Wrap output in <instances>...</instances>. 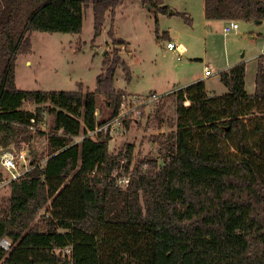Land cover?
Returning <instances> with one entry per match:
<instances>
[{"label": "trees", "instance_id": "1", "mask_svg": "<svg viewBox=\"0 0 264 264\" xmlns=\"http://www.w3.org/2000/svg\"><path fill=\"white\" fill-rule=\"evenodd\" d=\"M119 1L0 0V147L44 143L28 156L31 167L8 183L0 264H264V53L252 93L240 63L219 72L222 95H208L203 80L163 95L161 103L172 96L175 129L162 164L150 158L143 167L132 166L131 144L109 151L108 134L71 144L102 123L98 96L114 117L128 95L114 86L117 67L126 81L131 71L121 55L125 41L111 28L93 91L81 83L74 91L17 88L14 59L31 51L32 30L80 32L90 6L95 39ZM141 2L156 24L158 14H169L164 0ZM203 7L210 20H264V0H204ZM25 102L36 106L25 109ZM46 113L53 115L48 129ZM116 176L129 181L119 185ZM43 209V223H35Z\"/></svg>", "mask_w": 264, "mask_h": 264}, {"label": "rangeland", "instance_id": "2", "mask_svg": "<svg viewBox=\"0 0 264 264\" xmlns=\"http://www.w3.org/2000/svg\"><path fill=\"white\" fill-rule=\"evenodd\" d=\"M170 1L176 6L188 8L186 15L190 22L183 16L169 12L158 14L156 24L154 13L141 0H120L113 19L109 12L105 14L102 32L95 39L90 6L83 11L80 32L32 30L31 51L18 53L14 59L17 88L74 91L78 83H81L83 89L93 91L96 76L102 67L103 54L110 46L111 37L108 31L111 28L114 37L125 41V45L120 47L121 55L131 71L129 81H126L121 66L117 67L115 73V88L128 93L125 109H129L128 101L131 102L135 95H160L167 92L164 93L166 95L173 92L191 78L203 74L205 65L213 71L203 80L206 93L222 95L227 92V88L221 82L218 70L237 59L242 60L245 66V90L252 93L257 57L264 52V20L258 23L254 20L238 19L236 22L239 29L224 34L223 27L229 25L231 20H204L200 9L202 0ZM172 9L170 7L169 11ZM156 28L159 37L155 34ZM167 35L172 41L185 46L188 51L181 55L176 50H169L166 47ZM254 54L258 56L251 59L250 56ZM102 99L98 96L96 121L105 123L109 115ZM35 106L30 102L23 104V108L30 110ZM138 111L140 112L134 111L127 115L125 121L108 134L109 151L117 153L125 145L131 144L134 146V168L150 158H156L162 164L168 149V135L175 129L172 96L166 97L162 103L159 98L142 105ZM52 122V113H46L42 127L48 129ZM43 144L42 139L35 138L29 142H21L18 147H0V159L4 152L12 150L23 149L28 156L33 152L40 153ZM18 169H23L20 163ZM0 170L8 175L1 166ZM8 194L7 185L0 188V209ZM43 214L45 209L39 212L35 223H43Z\"/></svg>", "mask_w": 264, "mask_h": 264}, {"label": "built area", "instance_id": "3", "mask_svg": "<svg viewBox=\"0 0 264 264\" xmlns=\"http://www.w3.org/2000/svg\"><path fill=\"white\" fill-rule=\"evenodd\" d=\"M238 28V23L236 22V20H231V23L229 25H226L223 28V33H229L230 31L237 29ZM166 47L169 50H176L179 53H182L183 51L181 50V45L174 42V41H168L166 43ZM263 49H264V45H263ZM212 73V71H210L207 66H205L204 68V74L210 75ZM159 98H161V95L155 94V93H150V95H135L132 97L131 102H129V109H125V105H126V99L127 96L125 97L122 96L121 99V103L119 105L118 108V114L114 117H108V120H106L105 123L98 124L95 126V128L92 131H88L87 133H80L76 136L72 137V141L71 144L74 143H79L81 142V140L84 137L87 136H94L97 135L98 133H103V134H110L114 131L115 128L119 127L121 125V123L125 120V118L127 117V115H129L130 113L138 111L139 108L142 105L145 104H149L151 102H154L156 100H158ZM134 102V103H132ZM132 104H134L132 106ZM184 105H189V101H184ZM34 122V119H31V123ZM33 132L35 131V127L34 126H30L29 127ZM43 128V127H42ZM45 160L40 161L39 163L44 162ZM18 163H20L23 166V169H21L19 171L18 169ZM0 166L7 171L8 175H4L2 173V177L0 179V188H2L3 186L7 185L11 180L17 179L19 176H21L24 172H26L30 167V163L28 162V154L25 150L21 149V150H12V151H6L1 155V159H0ZM117 177V176H116ZM129 181V177L128 176H118L117 177V183L119 185H126ZM1 245L5 248H7L9 246V243L6 240H2L1 241ZM64 253H69V248H65Z\"/></svg>", "mask_w": 264, "mask_h": 264}, {"label": "crops", "instance_id": "4", "mask_svg": "<svg viewBox=\"0 0 264 264\" xmlns=\"http://www.w3.org/2000/svg\"><path fill=\"white\" fill-rule=\"evenodd\" d=\"M202 2V4H201V16H202V18L204 19V20H209V19H206L205 18V16H204V0H202L201 1ZM164 4L165 5H168L169 7H172L173 9V13L172 14H174V12H182V13H188V11H187V9L188 8H185V7H179V6H176L175 4H173L170 0H164ZM263 20H260V21H256V22H258V23H260V22H262ZM225 27V26H224ZM223 27V28H224ZM237 29H239V26H238V28ZM237 29H234V30H232V31H234V32H236L237 31ZM231 32V31H230ZM163 36H165V34L163 35ZM166 38H168V41H172V39L167 35L166 36ZM167 41V42H168ZM264 45V44H263ZM181 50L183 51L182 53H179V54H185L188 50H187V48L185 47V46H183L182 44H181ZM264 51V50H263ZM264 53V52H263ZM262 53V54H263ZM258 55H251L250 56V58L252 59L253 57L254 58H256ZM27 62H29L28 60H27ZM240 63H242V60H234V61H232V62H228L225 66H223L222 67V70H218V72H221V71H224V70H228L229 68H231L232 66H234V65H237V64H240ZM206 66V65H205ZM205 66L203 67V68H205ZM213 72V71H212ZM211 75V74H210ZM207 76H209V75H207ZM207 77H206V75L203 73V74H199V75H197V76H195V77H193V78H191L190 80H188L185 84H182V85H180L178 88H176V90L177 89H179V88H182V87H184V86H186V85H189V84H191V83H193V82H195V81H198V80H204V79H206ZM175 91V90H174ZM164 93H167V92H164ZM164 93H162V94H160V95H165Z\"/></svg>", "mask_w": 264, "mask_h": 264}, {"label": "water", "instance_id": "5", "mask_svg": "<svg viewBox=\"0 0 264 264\" xmlns=\"http://www.w3.org/2000/svg\"><path fill=\"white\" fill-rule=\"evenodd\" d=\"M171 14L173 13V10L169 11Z\"/></svg>", "mask_w": 264, "mask_h": 264}]
</instances>
